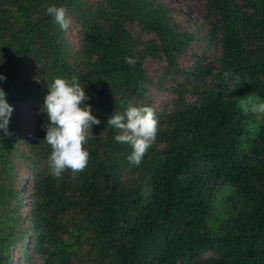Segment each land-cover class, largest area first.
Here are the masks:
<instances>
[{"label": "trees", "instance_id": "obj_1", "mask_svg": "<svg viewBox=\"0 0 264 264\" xmlns=\"http://www.w3.org/2000/svg\"><path fill=\"white\" fill-rule=\"evenodd\" d=\"M201 2L203 25L189 31L164 0H0L13 106L0 132V264L28 238L17 264H264V118L240 110L264 98V0ZM49 4L66 9V30ZM225 72L241 80L227 94ZM58 76L79 78L100 123L86 167L53 178L40 107ZM129 103L157 119L139 165L106 124Z\"/></svg>", "mask_w": 264, "mask_h": 264}, {"label": "clouds", "instance_id": "obj_2", "mask_svg": "<svg viewBox=\"0 0 264 264\" xmlns=\"http://www.w3.org/2000/svg\"><path fill=\"white\" fill-rule=\"evenodd\" d=\"M46 15L61 30H66L70 18L63 6L49 4L45 8ZM125 62L133 64L134 58L125 57ZM4 63L0 55V64ZM225 93L241 86L239 75L224 73ZM5 75L0 73V81ZM47 92L43 97L40 111L46 115L45 136L42 139L49 147L47 168L53 178L61 177L65 169L73 172L82 171L89 159L86 147L90 140L96 137L93 126L100 120L87 103L89 95L78 77H54L46 82ZM13 106L6 99V92L0 87V132L8 134V124ZM241 112L252 113L257 119L264 118V98L256 97L240 101ZM106 124L118 130L114 140L126 143L130 152L126 159L130 164L139 165L147 149L156 138L157 119L150 105H135L129 103L122 112H113Z\"/></svg>", "mask_w": 264, "mask_h": 264}, {"label": "rangeland", "instance_id": "obj_3", "mask_svg": "<svg viewBox=\"0 0 264 264\" xmlns=\"http://www.w3.org/2000/svg\"><path fill=\"white\" fill-rule=\"evenodd\" d=\"M173 10V15L177 22L182 24L185 28H187L189 31L196 30L198 31L202 27V23L200 20L201 13L203 11V5L201 0H164ZM203 30V29H202ZM200 32V31H199ZM201 33V32H200ZM145 36H149L148 33H145ZM205 37H202L200 40L195 41L193 43V51L186 52L183 56L179 57V61L181 65L189 66L190 62L193 60L194 56L196 54L200 55L202 52L203 45L205 44ZM219 51L218 44L214 45V53L212 54V57L216 55ZM210 51H207V56L210 58L211 55H209ZM148 64L155 68L154 62H149ZM191 98V96H190ZM26 182H28V176L24 177ZM24 191H28L26 187L23 188ZM28 207L30 205L29 202H27ZM26 210V209H25ZM29 239V238H28ZM28 239L25 241V246L23 248H19L15 252V258L14 263L17 264L18 260H28L29 255L34 251V243L31 242L32 246L30 248L27 247ZM32 240V238L30 239ZM24 249L25 252H22L21 250ZM21 252L23 253V257L21 258Z\"/></svg>", "mask_w": 264, "mask_h": 264}]
</instances>
